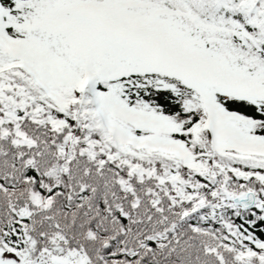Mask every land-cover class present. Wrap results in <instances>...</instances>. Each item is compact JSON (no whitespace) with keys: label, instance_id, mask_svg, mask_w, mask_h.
I'll use <instances>...</instances> for the list:
<instances>
[{"label":"snow or ice","instance_id":"obj_1","mask_svg":"<svg viewBox=\"0 0 264 264\" xmlns=\"http://www.w3.org/2000/svg\"><path fill=\"white\" fill-rule=\"evenodd\" d=\"M0 264H264V0H0Z\"/></svg>","mask_w":264,"mask_h":264}]
</instances>
